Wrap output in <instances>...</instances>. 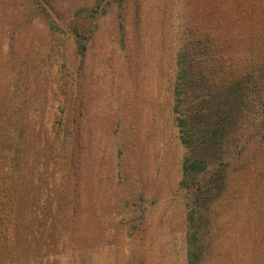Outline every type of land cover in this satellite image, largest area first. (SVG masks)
I'll use <instances>...</instances> for the list:
<instances>
[{
  "label": "rangeland",
  "instance_id": "374dc122",
  "mask_svg": "<svg viewBox=\"0 0 264 264\" xmlns=\"http://www.w3.org/2000/svg\"><path fill=\"white\" fill-rule=\"evenodd\" d=\"M180 57L208 81L256 71L264 0H0V199L18 178L27 219L59 206L42 264H188ZM252 193L251 224L209 206L211 237L231 228L201 264H264V170Z\"/></svg>",
  "mask_w": 264,
  "mask_h": 264
},
{
  "label": "trees",
  "instance_id": "16d2710c",
  "mask_svg": "<svg viewBox=\"0 0 264 264\" xmlns=\"http://www.w3.org/2000/svg\"><path fill=\"white\" fill-rule=\"evenodd\" d=\"M118 16L121 21L125 18L122 10ZM75 37L84 54L86 45L79 31ZM190 67L185 57L176 59L172 113L185 150L182 183L190 198L186 259L188 264H201L216 251L221 257L227 228H231L223 227L211 237L209 221L204 220L215 200L235 204L245 214L244 225L262 216L253 212L251 198L264 170V60L256 61V71L223 74L210 81L204 71ZM207 83L217 87L214 96H204L202 87ZM21 192L22 183L14 178L7 197L0 199V264H42L61 238L56 229L47 232L56 226L59 206L50 204L47 215L32 221L27 219ZM5 210L9 216L5 217Z\"/></svg>",
  "mask_w": 264,
  "mask_h": 264
}]
</instances>
